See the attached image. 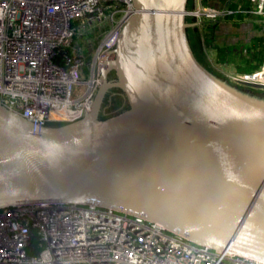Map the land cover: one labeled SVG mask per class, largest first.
I'll return each instance as SVG.
<instances>
[{
	"label": "water",
	"instance_id": "water-1",
	"mask_svg": "<svg viewBox=\"0 0 264 264\" xmlns=\"http://www.w3.org/2000/svg\"><path fill=\"white\" fill-rule=\"evenodd\" d=\"M189 1L134 0L83 119L36 128L0 104V209L96 202L264 263V86L205 66ZM110 90L127 105L102 117Z\"/></svg>",
	"mask_w": 264,
	"mask_h": 264
},
{
	"label": "built area",
	"instance_id": "built-area-1",
	"mask_svg": "<svg viewBox=\"0 0 264 264\" xmlns=\"http://www.w3.org/2000/svg\"><path fill=\"white\" fill-rule=\"evenodd\" d=\"M193 3L186 16L196 24L211 65L232 83L264 86V0ZM134 13V0H0V104L36 128L83 119ZM227 22L253 37L229 42L221 37ZM208 46L251 68L222 71ZM0 264L264 263L195 244L96 202H37L0 209Z\"/></svg>",
	"mask_w": 264,
	"mask_h": 264
},
{
	"label": "rangeland",
	"instance_id": "rangeland-1",
	"mask_svg": "<svg viewBox=\"0 0 264 264\" xmlns=\"http://www.w3.org/2000/svg\"><path fill=\"white\" fill-rule=\"evenodd\" d=\"M238 3V2H237ZM237 3H234L231 7L232 8H240V7H238L237 6ZM208 4H210V3H208ZM214 5V4H213ZM192 7H194V3H193V0H190L189 1V5H188V10L189 9H191ZM188 21H191V19L190 18H188ZM197 28V27H196ZM196 28H193V29H196ZM197 30H198V28H197ZM191 31L192 30H190V33H191ZM199 36V40H201V35L200 34H198ZM257 36H259V34H257ZM257 38V37H256ZM200 43H201V46H202V42L200 41ZM193 45V44H192ZM193 47H194V49L193 50H195L196 51V53H197V55H198V50H197V46L194 44L193 45ZM260 49V48H259ZM259 49H258V51H259ZM215 51L214 50H212L209 46H208V53H209V55L211 56V58L215 61V63H217L218 64V67L221 69V70H225V71H227L228 73H230V72H232V70H233V66H236L238 69H241V70H245V69H250L251 68V66H243V62L240 60V59H236V60H234L233 62L235 63V65L234 64H229V63H227L226 61H223V59L222 58H220V57H216V55H215V53H214ZM86 56V58H87V60H89V58H90V56H88L87 54L85 55ZM204 59H205V61H207V59H206V57H204ZM207 64H208V66L210 67V65H209V63H208V61L206 62ZM232 63V62H231ZM219 73V72H218ZM261 92V91H260ZM261 93H263V92H261ZM121 96V95H120ZM122 97V96H121ZM118 100V99H117ZM120 100V99H119ZM122 100L123 101H125L124 100V98L122 97ZM111 104H113V110H114V108L116 109V108H118L119 107V104H120V101H117V102H112L111 101V99L110 98H106L105 100H104V102H103V106L104 107H107V105H111ZM126 105L127 104H125V105H123L124 106V108L126 107ZM122 106V107H123ZM121 107V106H120ZM119 107V108H120ZM123 108V109H124ZM122 109V108H121ZM120 109V110H121ZM119 110V111H120ZM117 112V111H116ZM114 114V113H113ZM102 117H104V116H102Z\"/></svg>",
	"mask_w": 264,
	"mask_h": 264
},
{
	"label": "crops",
	"instance_id": "crops-1",
	"mask_svg": "<svg viewBox=\"0 0 264 264\" xmlns=\"http://www.w3.org/2000/svg\"><path fill=\"white\" fill-rule=\"evenodd\" d=\"M237 25L235 24V23H232V22H227L226 23V26L224 27V30L225 31H223V34H225L224 36L222 35L221 37H226L225 39L227 40L228 39V41L229 42H231V43H233V44H237V45H239L240 44V40L243 38H250V37H253V36H250L249 35V33H247L246 31H242L241 30V32H239V31H237ZM251 39V38H250ZM201 49H202V52H203V57H206V59H207V61H208V63H209V65H210V68L211 69H213L214 71H216V72H219V73H221V74H223L221 71H219V70H217V69H215L212 65H211V62H210V60H209V58H208V56L206 55V53H205V51H204V48L201 46ZM219 51V50H218ZM260 51H262V49H259V52ZM216 55V54H215ZM216 57H220V58H222L223 59V61H226L227 63H229V64H234L235 65V63L231 60V61H229V58H230V55L228 54V53H226V52H219V55H216ZM232 62V63H231ZM248 67L250 66V65H247ZM252 66H254L255 67V64H253ZM235 67L236 66H233V70L232 71H234L235 70ZM222 71H225V70H222ZM225 72H227V71H225Z\"/></svg>",
	"mask_w": 264,
	"mask_h": 264
},
{
	"label": "flooded vegetation",
	"instance_id": "flooded-vegetation-1",
	"mask_svg": "<svg viewBox=\"0 0 264 264\" xmlns=\"http://www.w3.org/2000/svg\"><path fill=\"white\" fill-rule=\"evenodd\" d=\"M189 38H190V42H191V39H192V33H190L189 32ZM191 45H192V43H191ZM192 48L194 49V47H193V45H192ZM194 52L196 53V51L194 50ZM196 55H197V53H196ZM199 58V57H198ZM114 78V72L113 71H110L109 73H108V75H107V79L108 80H111V79H113ZM103 83H104V78H103V80H102V85H103ZM121 94H120V92H118L117 90H110V92H108L107 94H106V97H105V99L108 97V98H110L111 99V101L112 102H117V101H120V100H122V97L120 96ZM118 99V100H117ZM120 99V100H119ZM113 104H111V105H107V107H102V111H101V116H109V115H112L113 113H115L118 109H120V108H122V106L119 108H114V110H113Z\"/></svg>",
	"mask_w": 264,
	"mask_h": 264
},
{
	"label": "trees",
	"instance_id": "trees-1",
	"mask_svg": "<svg viewBox=\"0 0 264 264\" xmlns=\"http://www.w3.org/2000/svg\"><path fill=\"white\" fill-rule=\"evenodd\" d=\"M192 31H191V33H192V39H191V43L194 45H196L197 46V50H198V57H199V59L205 64V66H207V67H209L208 66V64L206 63L207 61H205V59H204V57H203V52H202V49H201V43H200V41L201 40H199V35L198 34H200L199 33V30H197V28L196 29H191ZM210 68V67H209ZM126 103H125V101H123V100H120V104H119V107L120 106H123V105H125ZM124 108V106L122 107V109ZM121 109V108H120ZM120 109H118L117 111H119ZM121 109V110H122Z\"/></svg>",
	"mask_w": 264,
	"mask_h": 264
}]
</instances>
